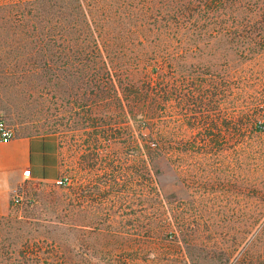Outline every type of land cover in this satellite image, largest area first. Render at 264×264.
<instances>
[{
    "label": "rangeland",
    "instance_id": "rangeland-1",
    "mask_svg": "<svg viewBox=\"0 0 264 264\" xmlns=\"http://www.w3.org/2000/svg\"><path fill=\"white\" fill-rule=\"evenodd\" d=\"M59 10L46 0H0V114L14 135L53 138L58 162L52 179L24 181L20 203H10L0 218V264H130L129 256L144 264L165 241L186 253L187 264H223L229 249L222 244L233 237L237 254L254 232L240 243L242 220L262 212L256 186L249 187L257 174L248 165L256 169V156L246 153L243 127L224 123L228 103L246 110L258 89L239 93L235 102L206 101L194 129L184 132L194 134L192 185L159 157L153 193L146 125L127 114L120 120L130 129L112 130L119 127L114 106L87 123L84 78L81 83V70L68 60L94 45L60 29ZM198 39L193 51L177 56L180 71L218 69L226 56L231 63L224 39ZM155 63L147 62L148 70ZM255 118L252 128L264 125V116ZM58 178L66 185L56 184Z\"/></svg>",
    "mask_w": 264,
    "mask_h": 264
},
{
    "label": "trees",
    "instance_id": "trees-1",
    "mask_svg": "<svg viewBox=\"0 0 264 264\" xmlns=\"http://www.w3.org/2000/svg\"><path fill=\"white\" fill-rule=\"evenodd\" d=\"M46 1L58 5L65 21L60 29H70L72 38L82 36V41L94 45L68 60L72 68L81 70V83L84 78L82 109L87 123H97L103 109L114 106V116L118 118L115 124L119 127L112 130L130 129L122 127L120 120L127 114L146 125L153 193L157 174L154 159L159 157L168 160L180 180L192 182L194 134L184 132L185 128L194 129V115H202L206 101L214 106L221 97L235 102L239 93L258 89L256 104L246 110L236 111L228 103L231 116L224 123L227 127H243L246 153L256 156V169L248 165L249 174H257L249 187L254 190L256 186L262 212L242 220L244 236L240 243L254 232L237 254L238 244H234L233 237L222 245L229 249L225 264H264V125L252 128L255 117L264 116V0ZM199 37L224 39L227 51L232 48L231 63L226 56L218 69L195 75L180 71L177 60L194 50ZM147 62L158 64L151 71ZM168 108L171 116L165 120ZM91 114L96 115V120ZM160 247L158 253L148 252L150 256L143 263H188L186 253L171 242H161ZM128 261L138 264L140 260L129 256ZM33 264L40 262L35 260Z\"/></svg>",
    "mask_w": 264,
    "mask_h": 264
},
{
    "label": "crops",
    "instance_id": "crops-1",
    "mask_svg": "<svg viewBox=\"0 0 264 264\" xmlns=\"http://www.w3.org/2000/svg\"><path fill=\"white\" fill-rule=\"evenodd\" d=\"M57 165L56 142L49 136L14 135L0 143V218L10 211V191L24 169L30 171L28 180L45 181L55 176Z\"/></svg>",
    "mask_w": 264,
    "mask_h": 264
},
{
    "label": "built area",
    "instance_id": "built-area-1",
    "mask_svg": "<svg viewBox=\"0 0 264 264\" xmlns=\"http://www.w3.org/2000/svg\"><path fill=\"white\" fill-rule=\"evenodd\" d=\"M14 137V132L11 126H9L5 120L3 119L2 115L0 114V143H6L10 141ZM29 169H24L22 171V181L17 184L11 191H10V203L13 205L19 204L21 201L20 197V189L21 185L24 181L28 180L29 177ZM55 183L58 185H66L67 181L66 178H58L55 180Z\"/></svg>",
    "mask_w": 264,
    "mask_h": 264
}]
</instances>
